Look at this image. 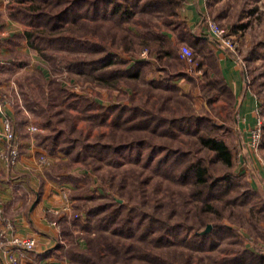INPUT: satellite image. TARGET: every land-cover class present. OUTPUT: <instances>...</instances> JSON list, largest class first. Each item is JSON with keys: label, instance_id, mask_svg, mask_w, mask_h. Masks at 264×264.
<instances>
[{"label": "rangeland", "instance_id": "1", "mask_svg": "<svg viewBox=\"0 0 264 264\" xmlns=\"http://www.w3.org/2000/svg\"><path fill=\"white\" fill-rule=\"evenodd\" d=\"M72 1L0 0V114L11 122L13 145L17 131L22 139H32L47 154V172L68 185L57 186L50 220L56 222L60 256H73L65 264H102L105 259L152 264L141 258L145 249L172 264H264V186L257 172L264 167V0H221L209 14L238 42L237 54L229 55L256 97L254 114L260 121L248 132L237 123L232 92L229 96L213 82L211 57L181 37L184 0H164L161 7L139 12L125 1L132 13L121 20L105 15L111 4L104 3L106 12L99 13V5H93L99 0H86L56 26L55 15ZM58 35L72 43L55 46L36 39ZM181 46L191 51V62L180 57ZM138 60L145 65L133 76L129 69ZM173 75L174 88L166 89L165 79ZM6 107L12 109L13 121L5 115ZM135 107L151 121L148 126L129 127ZM199 118H206L214 127L211 134L226 143L230 164L215 159L197 133L176 129L183 124L202 132ZM257 127L260 136L253 146L250 131ZM5 157L9 160L6 149ZM196 158L211 178H238L230 181L236 188L219 189L218 197L205 201L197 197L183 175ZM249 190L262 194L260 206L252 205L259 200L240 203L238 195ZM113 198L135 209L142 229L149 217L182 223L191 232L208 224L211 228L201 238L202 247L179 238L157 248L99 229L97 214L82 223L89 206L110 205ZM106 239L122 251L107 249Z\"/></svg>", "mask_w": 264, "mask_h": 264}, {"label": "crops", "instance_id": "2", "mask_svg": "<svg viewBox=\"0 0 264 264\" xmlns=\"http://www.w3.org/2000/svg\"><path fill=\"white\" fill-rule=\"evenodd\" d=\"M184 2L185 9L183 8L182 15L185 17L187 35L182 34L181 37L189 41L194 48L195 45L202 48L203 53L211 57L213 70L210 74L212 76L216 74L218 79L229 87L237 101V123L248 132L247 130L255 122L256 97L246 89L239 63L231 55L216 47L207 27L201 23L202 19L209 16L212 9L221 3V0H184ZM0 10L1 13L4 11L2 5ZM194 27H199L200 30L197 31ZM11 31L15 35L21 34L17 28H11ZM2 85L3 81L0 78V87ZM11 110L10 107H6L4 113L13 121ZM3 117V114H0V230L4 229L8 238L13 235L12 233L21 237H33L35 252L21 250L11 244L1 245L0 264H8L9 254L17 256V264H65L56 240L57 229L50 220L51 213L54 212L53 198L57 195V186L68 185L51 177L47 172L48 169L45 168L47 166L42 165L38 160L43 152L35 147L32 139L30 141L22 139V135L17 130L15 141L18 149L17 160L11 163L5 157L6 143L2 136ZM257 172L264 181V167L259 166ZM4 220L10 221L14 229L4 228L2 223Z\"/></svg>", "mask_w": 264, "mask_h": 264}, {"label": "trees", "instance_id": "3", "mask_svg": "<svg viewBox=\"0 0 264 264\" xmlns=\"http://www.w3.org/2000/svg\"><path fill=\"white\" fill-rule=\"evenodd\" d=\"M57 1H61V0H57ZM86 0H74L72 1L70 4H68L67 6L63 7L62 9H60L57 14L55 15V25H59V21L64 18L66 15H70L73 10L75 9L76 5L79 4H83V2H85ZM118 1V0H99L98 2H94L93 5L94 6H98L99 5V13H104L106 12V8H104L102 5H104V3L106 4H111L110 8H108V10L110 11L108 14L105 13V15H107L108 17H113L114 15H116L120 20L123 18L128 17L132 11H130V9L128 8V6L123 5V3H125V1H129L131 3L132 6L136 7V11H150L152 9H156L157 7H161L164 3V0H122ZM157 2V3H154ZM91 4V3H90ZM92 5V7H93ZM157 6V7H156ZM94 8V7H93ZM256 10V6L252 7L250 9V12L253 13ZM93 11H96L95 8ZM44 14V13H42ZM40 14V15H42ZM111 15V16H110ZM43 19L47 20L48 17L44 16ZM201 23H204V18L202 19ZM205 24V23H204ZM237 25V24H236ZM206 26V25H205ZM183 34L187 35V32H183ZM28 36L30 37V39H32L33 34H28ZM35 37V36H34ZM36 39L38 42L46 44V43H51L50 45H70L71 39L68 37H65L63 35H58V36H54V37H40V36H36ZM73 41V40H72ZM72 43V42H71ZM144 60H138L135 61L133 63V67L131 69H129L132 73L131 75L136 76L137 73L140 71V67L145 65ZM213 66V64H212ZM213 70V68H212ZM121 73V72H118ZM211 73V71H210ZM214 73V71H213ZM243 74V80L245 81V74ZM170 76V75H168ZM213 76L217 77L216 74H213ZM172 77H176L175 75L168 77L166 80V86H164L166 89H172L174 88L172 85L170 80ZM177 78V77H176ZM174 79V78H173ZM214 84H216L217 82L221 85L219 88L225 92H227V94L230 96V89L229 87L226 85V83L220 79H218V77L216 78V81H214ZM121 109V108H120ZM139 108L135 107L134 111H135V115L130 116V120H132V122L129 124V127H139L140 125L145 124V126H148V123H150L151 121L147 118H144V116L140 113V111H137ZM199 127H202L203 130L202 132H199L200 128L197 129L196 127H189L187 126H183L179 125L178 130H186V131H191L193 133H197L198 136V142L206 147L207 149H210L213 152L214 158L223 162L225 165L230 164V150L228 149L226 143L222 140L221 137H217L215 136V134H211L212 130L214 129V127L208 122V120H206V118H199ZM255 121H256V117H255ZM174 122V121H173ZM147 124V125H146ZM169 128L174 129L172 126H174V124H171V121L168 120ZM198 124V122H197ZM255 124V122H254ZM253 124V125H254ZM139 125V126H138ZM171 129V131H173ZM190 129V130H189ZM197 129V130H196ZM113 151V148H112ZM176 159V158H175ZM187 167L185 168V171L183 172L185 176H187V178H189V181L191 186L194 187L197 190V197L202 198V200H208L212 197H216L219 193V189L220 190H224L228 191L230 189L231 186H236L230 183V181H234L235 179L238 180V178L235 177H216V178H211V174L207 172V168L206 166H204L202 164V161L199 158H196L195 160H191L189 161L187 164ZM253 166V165H250ZM260 180L262 182V185L264 186V181L263 179ZM61 181V179H60ZM236 181V180H235ZM222 186V187H221ZM236 188V187H235ZM216 193V195H214ZM218 197V196H217ZM238 197H240L239 201L240 203H248V202H252L253 200H259L257 203L252 204L254 207H258L261 205V198H263L262 194H257L256 191H247L246 193H244L243 196H240V194L238 195ZM112 204L110 205H102V206H89L87 208V211H85V218L83 219L82 223H87L88 222V216H92V215H99V229L104 230V229H110L112 231H114V233H117L118 237H128L131 238L133 237L134 239H138V240H144L145 242H147L150 246H155L157 248L160 247H168L173 245L177 239L182 238L186 239L188 242L191 243H195L198 246L203 245L202 244V236H205L207 232H191L189 226L184 225L182 223H175V224H167V223H162L160 221H158L155 217H149V219L147 220L148 222L145 223L144 228H139L137 225L140 224V215L139 217L135 218L134 217V208H126L125 203L119 202L118 200H115V198L112 199ZM104 210H106V212H104ZM88 212V214H87ZM87 219V220H86ZM110 225V226H108ZM222 224H217L218 227H221ZM190 233L189 237L188 234ZM208 234V233H207ZM104 241V240H103ZM184 241V240H183ZM106 245H107V249H110L113 253L116 252H121L122 249L120 247H112L110 244L108 245V240H105ZM185 242V241H184ZM152 243V245H151ZM186 244V242H185ZM194 244V245H195ZM202 247V246H201ZM168 249V248H166ZM145 256H141V258L145 257L146 259H148L149 261H151L152 264H172L173 262L166 260L164 258H162L159 253H157L156 251H153L151 249L147 250L145 249L142 252ZM96 257L99 256L100 259V253L98 251L95 252ZM64 259H72L73 256H66L63 255ZM71 257V258H70ZM260 260L264 261V256H260ZM113 260L114 259H105L102 264L108 263L110 262L111 264H113ZM123 260V259H122ZM124 264V263H122Z\"/></svg>", "mask_w": 264, "mask_h": 264}, {"label": "built area", "instance_id": "4", "mask_svg": "<svg viewBox=\"0 0 264 264\" xmlns=\"http://www.w3.org/2000/svg\"><path fill=\"white\" fill-rule=\"evenodd\" d=\"M204 23L208 29L209 34L212 36V39L216 45H218V48L223 49L226 53H235L239 51L238 42L236 41V38L233 33H229V31L224 28L223 26H220L218 23H216L211 17L206 16L204 17ZM179 55L181 58L191 62L192 60V53L186 46H181L179 50ZM233 56V55H231ZM256 117V116H255ZM260 124V121L258 117H256L255 124ZM250 134L252 135V145L256 146L258 143V138L260 136V129L259 127L251 129ZM3 137L6 143V154L9 156V160L11 163H14L17 160L18 157V150L16 148V145H13V141L15 140V134L11 128V122L7 117H3ZM49 160L46 158V156L41 155L39 158V162L47 164ZM262 164L264 165V158L261 159ZM4 228H13V224L8 221L4 220L3 222ZM53 225H56L55 221L51 222ZM13 235L8 238L4 232V229L0 230V246L4 244H11L15 246L18 249L29 251V252H35V239L31 236H17L15 233H12ZM18 259L17 256L13 254L8 255V264H17Z\"/></svg>", "mask_w": 264, "mask_h": 264}, {"label": "water", "instance_id": "5", "mask_svg": "<svg viewBox=\"0 0 264 264\" xmlns=\"http://www.w3.org/2000/svg\"><path fill=\"white\" fill-rule=\"evenodd\" d=\"M211 228V226H210V224H208L207 226H206V228L202 231L203 233L204 232H207V231H209V229Z\"/></svg>", "mask_w": 264, "mask_h": 264}]
</instances>
